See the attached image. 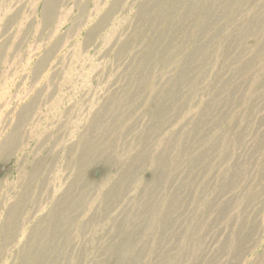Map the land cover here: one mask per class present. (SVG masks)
Segmentation results:
<instances>
[{
  "label": "rangeland",
  "instance_id": "rangeland-1",
  "mask_svg": "<svg viewBox=\"0 0 264 264\" xmlns=\"http://www.w3.org/2000/svg\"><path fill=\"white\" fill-rule=\"evenodd\" d=\"M0 264H264V0H0Z\"/></svg>",
  "mask_w": 264,
  "mask_h": 264
}]
</instances>
